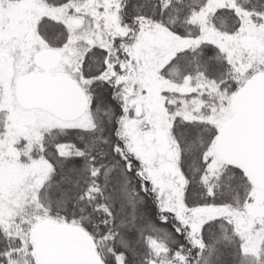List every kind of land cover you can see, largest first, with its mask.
I'll return each instance as SVG.
<instances>
[{"label":"snow or ice","instance_id":"6c2138e0","mask_svg":"<svg viewBox=\"0 0 264 264\" xmlns=\"http://www.w3.org/2000/svg\"><path fill=\"white\" fill-rule=\"evenodd\" d=\"M0 264H264V0H0Z\"/></svg>","mask_w":264,"mask_h":264}]
</instances>
